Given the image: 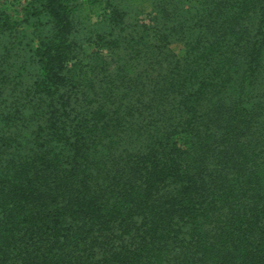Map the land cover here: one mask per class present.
Segmentation results:
<instances>
[{
  "label": "trees",
  "instance_id": "16d2710c",
  "mask_svg": "<svg viewBox=\"0 0 264 264\" xmlns=\"http://www.w3.org/2000/svg\"><path fill=\"white\" fill-rule=\"evenodd\" d=\"M144 1L0 0V264H264V0Z\"/></svg>",
  "mask_w": 264,
  "mask_h": 264
},
{
  "label": "rangeland",
  "instance_id": "374dc122",
  "mask_svg": "<svg viewBox=\"0 0 264 264\" xmlns=\"http://www.w3.org/2000/svg\"><path fill=\"white\" fill-rule=\"evenodd\" d=\"M191 1L197 4L199 0ZM144 3H148V6L145 8ZM144 3L138 2V7L141 9L144 8V10L152 9L150 0H145ZM81 23L82 22L77 20L75 22V24H77L76 35L78 34V37H81L82 32L86 28L85 26H87L86 23H82L84 26ZM34 29L40 31L44 37H48L49 35L46 19L43 17L38 19V21L31 19L29 23L24 24L21 30L13 37L0 35V82L6 83V85H4V88L6 87L4 94L5 97L10 99V102L16 97H24L22 90L26 92L37 75V65L32 57V51L36 44L35 35L33 33ZM170 48L178 59L184 57L185 50L182 43H173ZM92 51L93 47L83 46V60L81 61V69L79 72L80 79L87 75L89 55ZM7 59H9V61H6ZM18 93L20 96H18Z\"/></svg>",
  "mask_w": 264,
  "mask_h": 264
},
{
  "label": "crops",
  "instance_id": "0c3cea01",
  "mask_svg": "<svg viewBox=\"0 0 264 264\" xmlns=\"http://www.w3.org/2000/svg\"><path fill=\"white\" fill-rule=\"evenodd\" d=\"M144 7H147L148 6V3H144ZM140 8V7H139ZM150 9H147L146 11H149Z\"/></svg>",
  "mask_w": 264,
  "mask_h": 264
}]
</instances>
